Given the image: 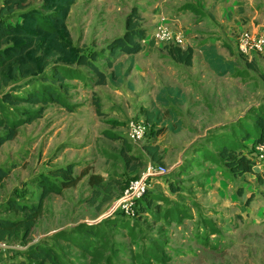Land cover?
Listing matches in <instances>:
<instances>
[{
	"label": "rangeland",
	"instance_id": "374dc122",
	"mask_svg": "<svg viewBox=\"0 0 264 264\" xmlns=\"http://www.w3.org/2000/svg\"><path fill=\"white\" fill-rule=\"evenodd\" d=\"M30 1L46 13V0ZM2 4L0 0V8ZM74 4L65 24L68 35H62L67 40L70 36L74 51L101 50L124 34L126 15L119 31L108 25L104 29L98 24L100 10L85 17L81 1ZM122 6L115 12L121 14ZM10 21L23 23L22 18ZM152 30L148 28L143 51L113 56L111 65L97 61L107 84H96L97 76L79 66L81 79H66L67 88L57 85L64 104H48L42 117L21 126L14 140L0 146V170L9 174L0 182V216H21L7 211L10 199L37 203L41 181L59 184L51 172L55 168L71 165L74 175L82 176L75 187L45 199L44 213L26 241L21 234L5 241L0 264L35 246L53 249L60 264H264V163L257 161L254 172L240 175L220 155L223 142L237 141L254 156L255 139L242 136L253 127L259 130L256 122L264 114V53L244 56L228 50L233 59L223 68L234 76L204 80L210 92L197 87L198 101L196 88L191 97L181 92L188 83L195 84V77L182 76L188 65L173 61L172 44L148 45L154 41ZM38 47L37 61L48 49L56 53L47 44ZM46 63L39 74L50 73L55 63L77 66L61 54ZM237 74L244 78L241 84L234 79ZM25 82L18 78L5 90H22ZM16 107L40 106L21 104L10 111ZM139 122L148 125V132L137 139L131 127ZM149 147H158L159 160L152 158ZM151 166H164L167 172L146 177L147 195L137 204H152L129 215L118 201L130 182L144 178ZM215 172L219 189L214 180L212 187L206 186ZM93 175L101 181L91 183Z\"/></svg>",
	"mask_w": 264,
	"mask_h": 264
},
{
	"label": "trees",
	"instance_id": "16d2710c",
	"mask_svg": "<svg viewBox=\"0 0 264 264\" xmlns=\"http://www.w3.org/2000/svg\"><path fill=\"white\" fill-rule=\"evenodd\" d=\"M75 1L46 0L42 7L46 13H43L35 7H31L30 0H3L0 8V128L5 129V132L0 134V146L14 140L18 136L21 126L30 124L42 117L44 108L48 104H64L57 90V85L60 84V86L67 88L66 79H81L83 72L79 66L89 68L97 76L96 84H107V74L97 63L99 59H103L108 65H111L113 56L120 53L133 55L143 50L142 41L147 37L148 29L141 27L140 16L136 10H133L126 19V30L122 36L114 38L101 50L81 48L74 51L70 36L67 37V40L62 39V35H68L65 24ZM13 18H22L23 23H12L10 20ZM10 41H12L11 44H9ZM43 44L55 49L56 53H50L48 49L41 56L40 61H37L35 56L40 53L38 46ZM169 50L174 59L191 64V50L182 49L174 44ZM56 54H61L64 60H75L77 66L55 63L52 65L50 73L42 72L39 74L40 66L47 65V60ZM37 74L39 75L33 77ZM18 78L26 79L22 90H5L11 82L18 80ZM21 104H32L40 107L38 109L16 107L13 112L10 111L11 106ZM95 105H99L98 100ZM15 111L18 114H15ZM256 125L259 126V130L253 127L254 130H249L243 134L244 140L253 137L256 144L264 142V114L258 117ZM229 143L223 142L220 148V155L226 166L235 174L253 172L257 166L255 153L253 157L249 156L237 141ZM149 152L153 159L159 160L158 147H149ZM51 172L59 184H48L41 181L42 190L37 203L25 204L13 199L9 200L7 211L21 213V216L16 218L0 216L1 241L14 239L20 234L22 239L26 241L44 213L45 199L52 193L61 194L63 188L75 187L82 179V176L74 175V169L71 165L55 168ZM8 175V171L0 170V182ZM100 181L99 176L93 175L90 178V182L93 184ZM172 188H174V182H172ZM146 195L137 202L142 199L145 200ZM109 199L110 197L106 198V200ZM151 204L150 201H146L145 204H139V207L137 204V208L147 211ZM63 263L65 264L64 260ZM1 264L60 263L53 249L35 246L29 248L24 254H15L9 259H4Z\"/></svg>",
	"mask_w": 264,
	"mask_h": 264
},
{
	"label": "crops",
	"instance_id": "0c3cea01",
	"mask_svg": "<svg viewBox=\"0 0 264 264\" xmlns=\"http://www.w3.org/2000/svg\"><path fill=\"white\" fill-rule=\"evenodd\" d=\"M80 1L85 10V17L93 16L88 14L90 11L94 14L97 9L100 10L98 24H101V28L104 29H107L108 25L112 29L116 27V31H119V23L122 17L126 15L127 19L132 12L131 10L137 8L141 9L139 14L140 25L147 29L152 27L154 30L160 19L166 17L169 28L173 32H180L185 36V45L179 47L189 49L192 52L191 64H187L188 69L181 68L184 70L182 72L185 73L182 76L188 74L190 78L195 77L196 80L192 79L195 82L193 85L196 87L191 83L189 86L188 83L186 85L187 89L181 91L182 94H186L184 97L190 96L195 88L197 90V87L201 88V86L203 91L210 92L209 87L203 86L204 80L216 81L221 78L227 80L229 75L234 76L233 72H228L229 69L223 68V65L233 59L230 57L229 52L238 50L239 34L245 30L260 32L264 29V0H76V2ZM114 2L120 3V6L123 5L120 10L121 14L115 12V10H118L119 5ZM123 10L126 12H123ZM148 45H151L150 48L153 45L154 47L160 46L153 40ZM172 59L173 61L176 60ZM174 62L183 65L182 61L178 62L177 60ZM197 75L200 76L196 78ZM208 76L210 79H207ZM234 79L238 84L242 83V79L244 80L239 74ZM257 91L258 93L255 95L259 97L260 91L258 88ZM195 95L199 101L201 99L200 89L196 91ZM241 100L243 102V97H241ZM179 104L184 107L185 103ZM189 105L187 110L190 109ZM182 111H184V108ZM217 176L216 172L211 174L206 186L212 187L211 182L214 180L217 186H213L219 189L221 181ZM229 202L228 200L226 205Z\"/></svg>",
	"mask_w": 264,
	"mask_h": 264
},
{
	"label": "built area",
	"instance_id": "2783aa9c",
	"mask_svg": "<svg viewBox=\"0 0 264 264\" xmlns=\"http://www.w3.org/2000/svg\"><path fill=\"white\" fill-rule=\"evenodd\" d=\"M151 35V38L158 45L162 43L177 46L185 45V36L180 32H173L167 24L166 17L160 19ZM238 51L244 56H251L254 52L255 54L264 53V29L260 32H254L252 30L241 32L238 36ZM147 132L148 125L145 122L134 123L131 127V135L137 139L142 138ZM255 158L257 161L264 163V142L256 144ZM156 172L165 173L167 172V168L164 166H151L144 178L131 181L119 199L118 207L125 213L134 215L136 213L137 200L142 198L147 191L146 177L151 174H156ZM6 246L5 241L0 240V250Z\"/></svg>",
	"mask_w": 264,
	"mask_h": 264
}]
</instances>
